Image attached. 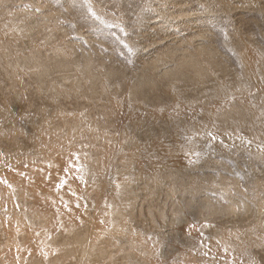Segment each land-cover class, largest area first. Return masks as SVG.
<instances>
[{"label": "rangeland", "instance_id": "rangeland-1", "mask_svg": "<svg viewBox=\"0 0 264 264\" xmlns=\"http://www.w3.org/2000/svg\"><path fill=\"white\" fill-rule=\"evenodd\" d=\"M200 1L0 0V264H264V0Z\"/></svg>", "mask_w": 264, "mask_h": 264}, {"label": "bare ground", "instance_id": "bare-ground-1", "mask_svg": "<svg viewBox=\"0 0 264 264\" xmlns=\"http://www.w3.org/2000/svg\"><path fill=\"white\" fill-rule=\"evenodd\" d=\"M153 1H154V0H153ZM199 1H200V0H199ZM197 2H198V1H197ZM200 2H201V1H200ZM152 4H153V3H152ZM200 5H201V4H200ZM208 6H209V5H208ZM210 8H211V7H210ZM202 49H203V48H202ZM198 52H199V51H198ZM193 57H194V56H193ZM84 59H85V58H84ZM188 59H189V58H188ZM202 59H203V58H202ZM89 60H90V59H89ZM186 60H187V59H186ZM166 61H167V60H166ZM260 61H262V60H260ZM168 62H170V61H168ZM171 62H172V61H171ZM171 62H170V63H171ZM178 63H179V65H181L180 62H177V64H178ZM185 63H187V62L185 61ZM154 64H155V63H154ZM193 64H195V63H193ZM86 65H87V64H86ZM196 65L198 66V64H196ZM196 65H195V66H196ZM176 66H177V65H174V67H176ZM178 67H179V66H178ZM41 68H42V67H41ZM172 68H173V67H172ZM172 68H171V70H173ZM45 69L47 70L46 66H45ZM45 69H44V70H45ZM44 70H43L42 72H44ZM165 70H166V69H165ZM169 70H170V69H169ZM49 71H50V69H49ZM45 72H46V71H45ZM45 72H44V73H45ZM150 72H151V71H150ZM167 72H168V70H167ZM171 72H172V71H171ZM171 72H170V73H171ZM151 73H152V72H151ZM170 73L168 72L169 75H170ZM165 74H167V73L165 72ZM168 74H167V75H168ZM39 75H40V74H39ZM44 75H45V74H44ZM152 75H154V74H152ZM155 75H156V74H155ZM160 75H162V74H160ZM40 76L42 77V75H40ZM40 76H39V77H40ZM163 76H164V74L162 75V77H163ZM41 77H40V78H41ZM150 77H151V76H150ZM152 77H155V76H152ZM152 77H151V78H152ZM144 79H146V78H144ZM148 79H149V78H148ZM156 79H157V78H156ZM39 80H40V79H39ZM120 80H122V78H121ZM159 80H160V79H159ZM42 81H43V82H42ZM147 81H148V80H147ZM152 81H154V79H152ZM160 81H161V80H160ZM39 82H40V84H42V83H44V80H41V81H39ZM48 83H50V82H47V84H48ZM138 83H139V82H138ZM151 83H152V82H151ZM158 83H159L158 81L155 82V85H156L155 87H156V88L158 87ZM162 83H163V82H162ZM164 83H165V82H164ZM45 84H46V83H45ZM45 84H44V85H45ZM47 84H46V85H47ZM46 85H45V86H46ZM162 85H164V84H162ZM217 85L219 86L218 83H217ZM41 86H42V87H41ZM41 86H40V87L43 88V85H41ZM47 86H48V85H47ZM164 86H165V85H164ZM14 111H15V110H14ZM229 113H230V114L233 113V117H235L236 114H237V111L233 108L232 110L229 111ZM19 114H20V113H19ZM19 120H20V119H19ZM21 120H22V119H21ZM32 121H33V119H32ZM44 121H45V119H44ZM46 122H47V121H45V123H46ZM254 123H255V122L253 121V119H251V120H250V125H251V127L254 126ZM95 125H96V124H95ZM179 129H180V128H179ZM167 130H168V133H169L170 135H173V134L177 133V131H180V130H178V128L175 129V130H173V129H169V128H168ZM86 131H87V130H86ZM98 138H99V137H98ZM98 138H97V139H98ZM99 140H100V139H99ZM91 145H92V144H91ZM94 147H95V146H94ZM94 147H93V148H94ZM105 147H106V146H105ZM136 147H137V146H136ZM93 148H92V149H93ZM103 148H104V147H103ZM89 150H90V149H89ZM53 151H54V150H53ZM55 151H56V150H55ZM56 152H57V151H56ZM56 154H57V153H56ZM135 158H136V157H135ZM135 158H134V159H135ZM132 159H133V157H132ZM137 159H138V158H137ZM165 161H166V163L170 162V161H171V157H170V156H165V157H164V163H165ZM78 165H79V163H78ZM95 165H96V164H95ZM97 165H98V164H97ZM81 168H82V167H81ZM243 234H244V233H243ZM238 235H239V234H238ZM240 235H242V234L240 233ZM224 238H225V237H224ZM224 238H223V239H224ZM227 238H228V237H227ZM227 238H226V239H227ZM228 239H229V238H228ZM228 239H227V241H228ZM224 241H225V239H224Z\"/></svg>", "mask_w": 264, "mask_h": 264}]
</instances>
